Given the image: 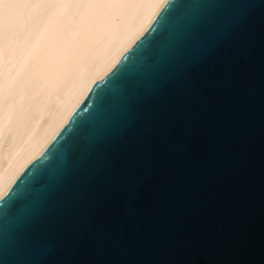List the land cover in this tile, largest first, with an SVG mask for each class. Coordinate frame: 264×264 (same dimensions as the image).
I'll use <instances>...</instances> for the list:
<instances>
[{
	"label": "water",
	"instance_id": "water-1",
	"mask_svg": "<svg viewBox=\"0 0 264 264\" xmlns=\"http://www.w3.org/2000/svg\"><path fill=\"white\" fill-rule=\"evenodd\" d=\"M0 264H264V0H166L0 197Z\"/></svg>",
	"mask_w": 264,
	"mask_h": 264
},
{
	"label": "bare ground",
	"instance_id": "bare-ground-1",
	"mask_svg": "<svg viewBox=\"0 0 264 264\" xmlns=\"http://www.w3.org/2000/svg\"><path fill=\"white\" fill-rule=\"evenodd\" d=\"M166 0H0V197Z\"/></svg>",
	"mask_w": 264,
	"mask_h": 264
},
{
	"label": "snow or ice",
	"instance_id": "snow-or-ice-1",
	"mask_svg": "<svg viewBox=\"0 0 264 264\" xmlns=\"http://www.w3.org/2000/svg\"><path fill=\"white\" fill-rule=\"evenodd\" d=\"M130 87H132L133 85H129Z\"/></svg>",
	"mask_w": 264,
	"mask_h": 264
}]
</instances>
